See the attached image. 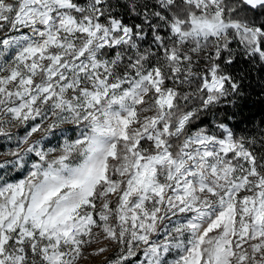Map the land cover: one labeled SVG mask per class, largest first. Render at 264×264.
Returning a JSON list of instances; mask_svg holds the SVG:
<instances>
[{
  "label": "snow or ice",
  "instance_id": "snow-or-ice-1",
  "mask_svg": "<svg viewBox=\"0 0 264 264\" xmlns=\"http://www.w3.org/2000/svg\"><path fill=\"white\" fill-rule=\"evenodd\" d=\"M240 60L264 0H0V264H264Z\"/></svg>",
  "mask_w": 264,
  "mask_h": 264
},
{
  "label": "trees",
  "instance_id": "trees-1",
  "mask_svg": "<svg viewBox=\"0 0 264 264\" xmlns=\"http://www.w3.org/2000/svg\"><path fill=\"white\" fill-rule=\"evenodd\" d=\"M235 69L243 70L246 73H250L248 83H251L253 87L247 90V99L242 102V106L238 111L235 119L230 121V124L234 127L238 134L244 130H250L254 126L258 127L259 122L264 119V93L260 88L262 80H264V74L258 71L257 68H251L249 64L240 60L233 66ZM213 118L209 116L206 122L211 121Z\"/></svg>",
  "mask_w": 264,
  "mask_h": 264
},
{
  "label": "rangeland",
  "instance_id": "rangeland-1",
  "mask_svg": "<svg viewBox=\"0 0 264 264\" xmlns=\"http://www.w3.org/2000/svg\"><path fill=\"white\" fill-rule=\"evenodd\" d=\"M98 260V258H92L91 262L89 261H83L82 264H96V261Z\"/></svg>",
  "mask_w": 264,
  "mask_h": 264
}]
</instances>
